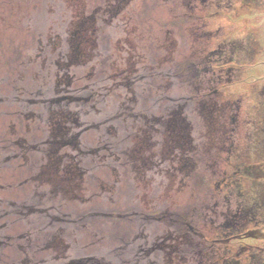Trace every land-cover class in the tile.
Wrapping results in <instances>:
<instances>
[{"label": "flooded vegetation", "instance_id": "af4514ba", "mask_svg": "<svg viewBox=\"0 0 264 264\" xmlns=\"http://www.w3.org/2000/svg\"><path fill=\"white\" fill-rule=\"evenodd\" d=\"M239 3L0 0V264H264Z\"/></svg>", "mask_w": 264, "mask_h": 264}, {"label": "rangeland", "instance_id": "374dc122", "mask_svg": "<svg viewBox=\"0 0 264 264\" xmlns=\"http://www.w3.org/2000/svg\"><path fill=\"white\" fill-rule=\"evenodd\" d=\"M257 7L258 8H256L254 5L250 7L248 4L242 5L241 3H239V4H236L233 8L229 9L227 13L231 17H235L236 23H238L240 26L249 27L250 31L255 32L254 33L255 36L259 37V35L261 34L262 35L261 37H263V40H264V12L259 9L260 7H262L264 10V7L263 6H257ZM158 14L162 15V11L159 10ZM165 15H168V14H165ZM165 17L167 18L165 19L166 22H162V23L169 24L170 17L169 16H165ZM258 29L261 33L257 31ZM263 62H264V54L258 55L257 57H254V59L251 58L249 60V63L251 66H254V67H252V69L248 71L245 75V78L249 77L248 81L253 82V85H257L255 87L257 90L264 88V82L262 83L254 82L258 78L264 77V67L260 66V64ZM254 99L257 102L256 100L257 96H255Z\"/></svg>", "mask_w": 264, "mask_h": 264}, {"label": "water", "instance_id": "95a60500", "mask_svg": "<svg viewBox=\"0 0 264 264\" xmlns=\"http://www.w3.org/2000/svg\"><path fill=\"white\" fill-rule=\"evenodd\" d=\"M260 66H261V67H264V63H263V64L261 63Z\"/></svg>", "mask_w": 264, "mask_h": 264}]
</instances>
